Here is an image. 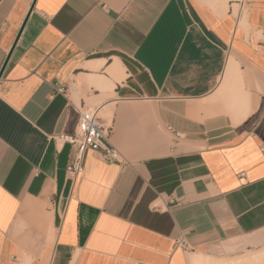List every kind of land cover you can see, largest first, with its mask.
Returning <instances> with one entry per match:
<instances>
[{
    "label": "crops",
    "instance_id": "0c3cea01",
    "mask_svg": "<svg viewBox=\"0 0 264 264\" xmlns=\"http://www.w3.org/2000/svg\"><path fill=\"white\" fill-rule=\"evenodd\" d=\"M116 59L113 91L90 83ZM82 108L125 163L89 151L74 179L59 136ZM262 243L264 0H0V264H190Z\"/></svg>",
    "mask_w": 264,
    "mask_h": 264
},
{
    "label": "built area",
    "instance_id": "2783aa9c",
    "mask_svg": "<svg viewBox=\"0 0 264 264\" xmlns=\"http://www.w3.org/2000/svg\"><path fill=\"white\" fill-rule=\"evenodd\" d=\"M104 0H97L101 4ZM58 91L66 93L65 87L58 88ZM112 125L105 123L100 116L99 108H82L79 115V128L76 133H63L59 139L69 142L75 147L72 160L67 166V172L78 179L85 171V158L89 151L99 152L108 162L124 164L121 151L110 140ZM242 175L245 176L243 173ZM180 246H186L185 239L178 241Z\"/></svg>",
    "mask_w": 264,
    "mask_h": 264
},
{
    "label": "bare ground",
    "instance_id": "6f19581e",
    "mask_svg": "<svg viewBox=\"0 0 264 264\" xmlns=\"http://www.w3.org/2000/svg\"><path fill=\"white\" fill-rule=\"evenodd\" d=\"M220 5V7H224V6H221L222 4H219ZM219 5H218V7H219ZM226 7H227V3H226V5H225ZM217 7H215L214 9H216ZM219 9V8H218ZM221 9V8H220ZM223 9H225V11L223 10ZM222 10H223V12H226V8H223ZM234 10H235V14L238 16V17H240V13H239V10L237 9V8H234ZM246 15V14H245ZM244 17V16H243ZM242 17V18H243ZM246 17V16H245ZM244 20L245 19H241L240 20V24L241 25H244L245 26V24H244ZM104 63H105V61L104 60H102V61H91V62H88L87 64H86V66L87 67H89V68H91V69H94V70H97V69H99V68H101L103 65H104ZM236 64V65H235ZM106 66V65H105ZM234 67H236V68H238L239 66H237V63H235V61H234V59L232 58H230V60H229V65H228V69L226 70V72H229V73H233L232 75H234V72L236 71V68H234ZM235 69V70H234ZM233 70H234V72H233ZM239 70V69H238ZM105 74L104 73H102V74H96V75H92V74H90V75H92L90 78H89V81H90V83L91 84H93L94 86H96V88H99V90H105V91H113V89H114V87H115V82H117V81H120L122 78H124V76H125V69H124V66H123V64H122V62L119 60V59H116L112 64L110 63V65H107L106 66V69H105ZM226 72H225V74H226ZM96 73H98V72H96ZM100 73V72H99ZM240 73V72H239ZM227 75V74H226ZM229 75V76H228ZM227 76H225V78H226V82H228L229 80H228V78H230V81L232 80V78H234V79H236V75H237V71L235 72V76H233V77H231L230 76V74H228ZM239 75V74H238ZM240 78H241V75L239 76ZM83 78H85V77H83ZM237 79H239L238 78V76H237ZM87 80V79H86ZM123 80V79H122ZM239 81V80H238ZM241 81V80H240ZM232 82H234V81H232ZM232 82H228L227 84H229V83H232ZM235 82H236V80H235ZM235 82L233 83V84H235ZM242 82V81H241ZM89 83V82H88ZM239 83V82H238ZM237 84V83H236ZM240 85L242 84V83H239ZM92 85V86H93ZM234 86V85H233ZM242 86V85H241ZM242 88V87H241ZM244 88V87H243ZM234 89V88H233ZM240 89V88H239ZM239 89H238V92H240L239 91ZM241 90V89H240ZM244 90V89H243ZM236 92V91H235ZM243 92V91H242ZM232 93V92H231ZM241 93V92H240ZM234 94H238L237 92L236 93H234ZM222 95H224V94H222ZM231 95H233V93L231 94ZM245 95V94H244ZM225 96V95H224ZM227 96H229V95H227ZM221 97V96H220ZM219 98V97H218ZM223 98V97H222ZM230 98H231V96H230ZM229 98V99H230ZM240 98V97H239ZM234 99V98H233ZM243 101H245L244 99H243ZM237 103V102H236ZM238 104H240V103H238ZM241 104H243V103H241ZM227 105V104H226ZM230 105V104H229ZM235 105V104H234ZM234 105H231V106H234ZM228 106V105H227ZM231 106H229L230 108H231ZM228 108V107H227ZM251 258V257H250ZM247 260H249V259H247ZM189 261H190V264H208V262L209 261H211L212 262V260H211V258L209 259V257H207V256H205V254L203 253H191L190 255H189ZM250 261V260H249ZM30 262H29V260H26V262H25V264H29Z\"/></svg>",
    "mask_w": 264,
    "mask_h": 264
},
{
    "label": "rangeland",
    "instance_id": "374dc122",
    "mask_svg": "<svg viewBox=\"0 0 264 264\" xmlns=\"http://www.w3.org/2000/svg\"><path fill=\"white\" fill-rule=\"evenodd\" d=\"M235 8L239 10L240 16L245 17L247 8L242 9V5H235ZM115 57L119 56L114 55L113 60ZM107 62L111 61L107 60ZM99 72L103 73V70ZM101 115H104V110ZM196 253H204L209 259L211 258L212 262L209 261L208 264H264V243L253 247L226 245L205 252L198 250Z\"/></svg>",
    "mask_w": 264,
    "mask_h": 264
}]
</instances>
